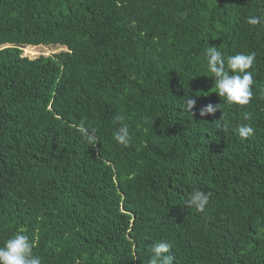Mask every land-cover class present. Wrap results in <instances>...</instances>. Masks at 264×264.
<instances>
[{
	"label": "trees",
	"instance_id": "16d2710c",
	"mask_svg": "<svg viewBox=\"0 0 264 264\" xmlns=\"http://www.w3.org/2000/svg\"><path fill=\"white\" fill-rule=\"evenodd\" d=\"M250 15L264 0H0V246L22 229L42 264H148L157 242L173 264H264V26ZM209 45L256 54L249 105L216 94ZM209 103L221 111L201 117ZM194 189L211 193L203 213L185 207Z\"/></svg>",
	"mask_w": 264,
	"mask_h": 264
},
{
	"label": "clouds",
	"instance_id": "9594fccd",
	"mask_svg": "<svg viewBox=\"0 0 264 264\" xmlns=\"http://www.w3.org/2000/svg\"><path fill=\"white\" fill-rule=\"evenodd\" d=\"M250 26H264V15H250L247 17ZM207 70L212 74L216 94L229 105L246 106L253 99L252 86L254 84L253 73L250 71L256 61L254 52L248 54H235L225 56L216 46H208L205 52ZM196 100L184 98V108L188 113H193ZM221 111L220 104H207L200 110V116L214 115ZM251 114L244 112L243 119L251 120ZM119 127L113 133L116 143L128 147L131 142L129 126L125 123V117L117 115L114 117ZM78 131L83 135L89 144L98 142L95 129H89L82 121ZM240 138L247 139L254 133V128L250 124L240 125L237 129ZM211 193H206L200 189L190 192L185 201L186 208L195 209L203 213L209 205ZM34 241L29 236L23 234V230L7 239L3 246H0V264H42L40 256L33 253ZM172 245L169 242H157L151 246V257L148 264H173V257L169 254Z\"/></svg>",
	"mask_w": 264,
	"mask_h": 264
},
{
	"label": "rangeland",
	"instance_id": "374dc122",
	"mask_svg": "<svg viewBox=\"0 0 264 264\" xmlns=\"http://www.w3.org/2000/svg\"><path fill=\"white\" fill-rule=\"evenodd\" d=\"M57 51H59V48H56V47H46V46L30 47L29 46V47L24 48V55L30 58H35L41 54L50 55Z\"/></svg>",
	"mask_w": 264,
	"mask_h": 264
}]
</instances>
